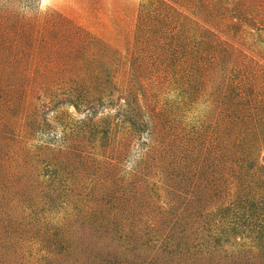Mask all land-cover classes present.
Masks as SVG:
<instances>
[{
    "label": "rangeland",
    "instance_id": "374dc122",
    "mask_svg": "<svg viewBox=\"0 0 264 264\" xmlns=\"http://www.w3.org/2000/svg\"><path fill=\"white\" fill-rule=\"evenodd\" d=\"M0 264H264V0H0Z\"/></svg>",
    "mask_w": 264,
    "mask_h": 264
}]
</instances>
